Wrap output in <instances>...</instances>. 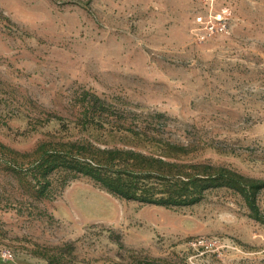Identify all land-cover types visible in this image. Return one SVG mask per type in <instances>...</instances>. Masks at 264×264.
I'll list each match as a JSON object with an SVG mask.
<instances>
[{
	"label": "rangeland",
	"instance_id": "1",
	"mask_svg": "<svg viewBox=\"0 0 264 264\" xmlns=\"http://www.w3.org/2000/svg\"><path fill=\"white\" fill-rule=\"evenodd\" d=\"M214 6L0 0V264H264V0Z\"/></svg>",
	"mask_w": 264,
	"mask_h": 264
},
{
	"label": "trees",
	"instance_id": "2",
	"mask_svg": "<svg viewBox=\"0 0 264 264\" xmlns=\"http://www.w3.org/2000/svg\"><path fill=\"white\" fill-rule=\"evenodd\" d=\"M100 155H96L94 153H88L89 155H82L85 159H88L89 164L91 167L97 170L98 175H94L100 182H102L104 185L109 187L110 189L116 191L117 193L128 197V198H139L138 193L136 192L138 190V184H134L131 180L130 182H125L121 178H116L114 176V165L111 163L115 161L116 158V152L110 149H104ZM104 171V172H100ZM182 174L183 173H178ZM137 193V194H136ZM140 194V193H139ZM143 201H146V197H141ZM165 203H169L172 201L164 200ZM174 203V202H173Z\"/></svg>",
	"mask_w": 264,
	"mask_h": 264
},
{
	"label": "built area",
	"instance_id": "3",
	"mask_svg": "<svg viewBox=\"0 0 264 264\" xmlns=\"http://www.w3.org/2000/svg\"><path fill=\"white\" fill-rule=\"evenodd\" d=\"M207 7L196 13L192 32L196 37L205 38L207 35L218 34L227 30V15L215 8L214 0H203Z\"/></svg>",
	"mask_w": 264,
	"mask_h": 264
}]
</instances>
